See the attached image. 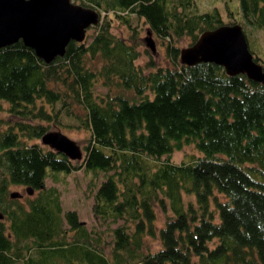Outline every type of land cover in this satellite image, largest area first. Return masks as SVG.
Segmentation results:
<instances>
[{"label": "trees", "instance_id": "16d2710c", "mask_svg": "<svg viewBox=\"0 0 264 264\" xmlns=\"http://www.w3.org/2000/svg\"><path fill=\"white\" fill-rule=\"evenodd\" d=\"M231 1L224 19L197 0H93L102 17L49 63L21 39L0 47V264H264V85L179 60L181 39L204 30L264 31V0ZM130 15L158 38L167 65L135 62L142 41ZM64 116L87 132L80 159L40 141ZM189 143L199 154L172 160ZM80 168L92 180L102 173L90 227L45 186L47 175ZM11 184L33 193L23 202Z\"/></svg>", "mask_w": 264, "mask_h": 264}, {"label": "water", "instance_id": "95a60500", "mask_svg": "<svg viewBox=\"0 0 264 264\" xmlns=\"http://www.w3.org/2000/svg\"><path fill=\"white\" fill-rule=\"evenodd\" d=\"M99 20V12L71 0H0V47L21 39L46 63L62 55L70 40L84 39L86 29ZM146 45L154 50L150 31L146 30ZM181 63L199 61L220 64L227 74L243 73L264 85V69L253 59L239 23L222 24L202 31L197 39L179 49ZM40 141L70 159H80V145L59 128L45 131ZM26 192L33 189L26 186ZM11 197L21 196L16 190ZM1 217V214H0Z\"/></svg>", "mask_w": 264, "mask_h": 264}, {"label": "rangeland", "instance_id": "374dc122", "mask_svg": "<svg viewBox=\"0 0 264 264\" xmlns=\"http://www.w3.org/2000/svg\"><path fill=\"white\" fill-rule=\"evenodd\" d=\"M83 1L85 4H91V5H85L81 3ZM232 3L231 0H197V3L200 8L202 9H210L213 6H218L221 11L222 15L225 19L226 13L224 10V5L227 2ZM235 1V0H234ZM77 3H80L82 5H85L86 7H93L97 6L94 4L93 0H76ZM100 12V18L102 17L105 10L102 8L98 9ZM131 19V27L133 25L136 26L135 35L140 36V40L142 41L139 45L140 47V55L136 59V63L144 65L149 58H152L154 61V64L158 65H167L168 59L165 56L163 45L160 43L158 38L150 33V36L152 37L154 41V50H151L145 43L144 37L147 35L145 25L142 23L141 20L135 21V18L130 15ZM227 19V18H226ZM228 22V21H226ZM138 23V24H137ZM111 29L113 32L117 34H127L128 28L125 24H120L117 22V20L112 21ZM91 31V29L87 30ZM86 31V34H87ZM245 35L247 39L252 40L251 43H255V46L260 48L261 55L260 57L264 59V31L261 29H249L245 30ZM188 44V40L185 38H182L179 43V48L186 46ZM145 49L147 52H145ZM256 50V49H255ZM257 51V50H256ZM258 52V51H257ZM95 90L97 92H104L105 88L101 85H96ZM4 109H0V116L7 117L8 112L6 111L7 104L5 102L2 103ZM73 123L76 124L72 119H69L67 117L62 118L61 123L53 122L50 123L49 128H59L62 132L66 133L69 137L74 139L81 147L86 141L87 132L85 129L81 127L76 126H69L66 127L65 123ZM45 123V122H44ZM3 127V126H2ZM199 154L197 150L194 149L192 144H185L182 148L176 149L171 153L172 160L178 162L181 159L185 158L188 154ZM102 178V173H97V176L95 180L90 179V173L83 170V168L70 171V173H62L57 172L53 174H49L45 178V186L54 185L58 188L60 193V200L62 204L63 209H74L77 211L79 219L87 226L90 227L91 225L95 224L94 216L92 213V203H93V193L96 187L95 183H98V181ZM16 190L19 193H21V201L25 202V198L27 197L26 193V186L25 185H18V184H11L9 186V191ZM35 193V192H34ZM184 199H192L194 200L193 196L190 195H184ZM156 224L157 226H161L164 223V214L162 211L156 207ZM156 238H149L147 243L149 244L150 248H157L158 242L154 240Z\"/></svg>", "mask_w": 264, "mask_h": 264}]
</instances>
